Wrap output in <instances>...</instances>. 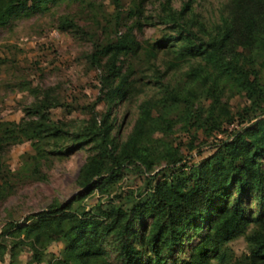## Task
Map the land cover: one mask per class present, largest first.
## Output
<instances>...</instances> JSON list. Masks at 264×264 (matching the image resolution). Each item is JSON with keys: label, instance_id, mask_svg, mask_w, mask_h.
<instances>
[{"label": "trees", "instance_id": "1", "mask_svg": "<svg viewBox=\"0 0 264 264\" xmlns=\"http://www.w3.org/2000/svg\"><path fill=\"white\" fill-rule=\"evenodd\" d=\"M22 1L0 0V26ZM58 1L30 0L28 8L43 10ZM109 1L112 36L86 32L93 43L88 64L100 71L99 95L84 104L45 95L30 109L34 118L16 124V134L0 123L4 143L30 141L33 154L22 173L28 178L45 179L38 167L48 153L92 149L78 170L77 193L20 222H4L0 260L13 259L21 248L38 264L47 247L60 241L57 264H264V118L247 124L264 115V0H230L209 27L195 18L194 0H181L177 7L173 0H159L158 23L166 32L146 44L131 30L122 31L121 0ZM148 2L137 0L132 13L140 16ZM59 25L80 29L67 16ZM165 45L175 61L160 68L157 51ZM183 64L189 68L181 75L170 73ZM136 72L154 79L156 93L140 103L131 131L119 139L112 105L131 94ZM234 93L243 97V107L235 115L222 112L219 104ZM101 101L108 104L103 112L96 109ZM52 107L79 109L88 118L69 130L51 116ZM231 124L237 128L228 131ZM177 125L191 135L189 150L197 132L216 140L206 152L197 148L196 156L187 158L183 143L170 139ZM61 139L71 143L45 147ZM128 171L144 183L135 191H115ZM94 191L101 198L85 207L82 201ZM202 229L198 242L182 254L186 237ZM239 237L247 249L235 255L228 243Z\"/></svg>", "mask_w": 264, "mask_h": 264}, {"label": "rangeland", "instance_id": "2", "mask_svg": "<svg viewBox=\"0 0 264 264\" xmlns=\"http://www.w3.org/2000/svg\"><path fill=\"white\" fill-rule=\"evenodd\" d=\"M181 0H173V6L177 7ZM230 0H194L193 12L195 18L206 26H211L218 21ZM137 0H121V12L124 16L121 20V29L131 30L136 39L143 44L152 43L164 34V25L158 23L159 0H150L141 15L132 13ZM30 0L16 3L17 8L7 23L0 26V123L1 126L17 133L16 124L27 120L31 116L30 109L45 95L55 101L70 102L76 98L80 104L92 101L100 93L98 82L99 69L88 64L86 55L92 50L93 43L86 32L93 33L96 38L104 39L106 34L112 36L114 29L113 5L109 0H60L55 4H49L43 10H30ZM67 16L78 25L80 29H61L59 18ZM107 29V33L105 32ZM83 31V32H82ZM157 65L164 68L174 59L172 48L166 45L157 51ZM189 68V64L180 65L172 70L176 76ZM184 75V74H182ZM132 81L131 94L112 105V115L116 125L115 131L118 138H125L131 131L138 116L140 103L147 98L155 96L156 86L154 79L145 73H135ZM207 104L206 100H201ZM244 105V99L239 94H230L225 104H219L224 113L236 114ZM107 102L97 104V110H106ZM51 116L60 119L64 127L76 131L85 124L88 114L76 109L65 112L61 107L50 108ZM264 118L259 116L252 121ZM63 126V125H62ZM179 125L174 128L170 139L182 144V152L189 157H195L198 150L206 152L216 140L213 136H204L197 132L194 141V150H189L188 141L190 133L181 132ZM237 128L231 124L228 131ZM1 133V131H0ZM225 134L217 137H225ZM69 139L51 141L46 145L47 149H54L57 145L70 144ZM198 148V150H197ZM90 146L72 150L69 153L57 155L48 153L41 160L38 167L44 178H28L24 167L31 161L29 155L33 154L30 141L21 143H4L0 140V168L3 173L0 177V229L4 222L13 220L20 222L31 213L47 209L54 203H64L75 193L79 187L76 184V176L81 165L91 155ZM144 183V178L133 172H125L115 184L114 190L119 192L135 191ZM101 198L97 191L87 196L82 204L89 207ZM256 210V202L252 207ZM191 232L183 242L182 254H188L205 231ZM18 233H12L17 237ZM228 246L235 255L246 251V242L243 237L234 239ZM63 248L60 241L52 242L44 252L43 260L38 264H57ZM31 252L28 249H16L14 258L8 260L5 257L0 264H37L29 261Z\"/></svg>", "mask_w": 264, "mask_h": 264}]
</instances>
